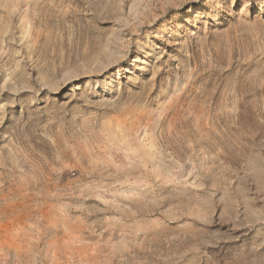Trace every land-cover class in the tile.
<instances>
[{
	"label": "rangeland",
	"instance_id": "rangeland-1",
	"mask_svg": "<svg viewBox=\"0 0 264 264\" xmlns=\"http://www.w3.org/2000/svg\"><path fill=\"white\" fill-rule=\"evenodd\" d=\"M0 264H264V0H0Z\"/></svg>",
	"mask_w": 264,
	"mask_h": 264
}]
</instances>
